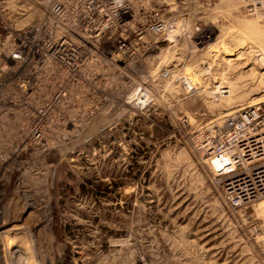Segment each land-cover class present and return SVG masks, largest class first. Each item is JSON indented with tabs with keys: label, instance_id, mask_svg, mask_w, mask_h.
Here are the masks:
<instances>
[{
	"label": "rangeland",
	"instance_id": "374dc122",
	"mask_svg": "<svg viewBox=\"0 0 264 264\" xmlns=\"http://www.w3.org/2000/svg\"><path fill=\"white\" fill-rule=\"evenodd\" d=\"M113 1L0 0L6 242L35 264H264V205L235 207L203 147L264 113V8Z\"/></svg>",
	"mask_w": 264,
	"mask_h": 264
},
{
	"label": "built area",
	"instance_id": "2783aa9c",
	"mask_svg": "<svg viewBox=\"0 0 264 264\" xmlns=\"http://www.w3.org/2000/svg\"><path fill=\"white\" fill-rule=\"evenodd\" d=\"M245 1L264 8V0ZM118 2L113 1L114 8L119 7ZM163 27V23H157L154 29L160 32ZM259 108L245 113L246 121L228 120L218 137L203 143L213 170L228 175L227 185L235 193V207L256 202L264 205V113ZM16 256L17 248L0 237V264H17Z\"/></svg>",
	"mask_w": 264,
	"mask_h": 264
},
{
	"label": "bare ground",
	"instance_id": "6f19581e",
	"mask_svg": "<svg viewBox=\"0 0 264 264\" xmlns=\"http://www.w3.org/2000/svg\"><path fill=\"white\" fill-rule=\"evenodd\" d=\"M254 1V0H252ZM49 46V49L50 51L52 52V54H54L55 52L56 53H64L66 52V47H67V43L64 39H60L59 41H57L56 43H52L51 45H48ZM254 65V64H253ZM224 91H220L219 93H223ZM256 107H258V105L254 106H248V107H245V108H242L239 110V112H242V113H250L251 111H253ZM35 123V122H34ZM2 222H1V225L0 227H2ZM13 227H11V230H7V231H4V230H1L0 232V236H1V233H2V238L5 240V241H8V239L11 240V231L13 230L12 229ZM6 230V229H5ZM14 231V230H13ZM12 231V232H13ZM19 240V239H18ZM11 242V241H10ZM9 242V243H10ZM8 243V244H9ZM13 247L15 248H20L17 246V242H13L12 245ZM28 250V249H25V251ZM25 251H17V256H16V261H17V264H35L33 261H31L30 263V260H29V257L27 256L26 252ZM29 251V250H28ZM28 254L30 255V252H28ZM32 254V253H31ZM31 256V255H30Z\"/></svg>",
	"mask_w": 264,
	"mask_h": 264
}]
</instances>
